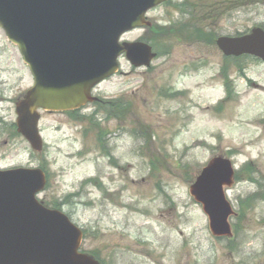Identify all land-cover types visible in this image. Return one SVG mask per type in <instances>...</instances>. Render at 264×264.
Returning <instances> with one entry per match:
<instances>
[{
	"label": "rangeland",
	"instance_id": "374dc122",
	"mask_svg": "<svg viewBox=\"0 0 264 264\" xmlns=\"http://www.w3.org/2000/svg\"><path fill=\"white\" fill-rule=\"evenodd\" d=\"M183 2L214 9L182 14ZM248 4L169 0L151 10L156 32L194 19L202 38L160 36L150 42L159 56L149 69L121 60V72L95 89L104 99L128 94L129 120L94 106L41 112V153L15 129V104L34 80L0 28V167L44 169L48 186L39 200L58 205L83 229L81 250L101 264H264V63L227 58L216 45L218 37L264 28V3ZM152 35L140 29L122 40ZM215 157L236 171L226 189L236 212L230 239L211 234L189 193Z\"/></svg>",
	"mask_w": 264,
	"mask_h": 264
},
{
	"label": "water",
	"instance_id": "95a60500",
	"mask_svg": "<svg viewBox=\"0 0 264 264\" xmlns=\"http://www.w3.org/2000/svg\"><path fill=\"white\" fill-rule=\"evenodd\" d=\"M168 0H0V28L29 67L34 86L16 104L17 131L42 152L40 110L70 112L94 103L92 90L120 69L122 56L135 68L157 57L143 42H121L128 32L151 27L146 14ZM226 57L264 62V30L220 37ZM231 161L212 159L190 187L214 237H232L235 215L225 188L234 184ZM47 177L39 169L0 170V264H100L80 252L83 231L37 196Z\"/></svg>",
	"mask_w": 264,
	"mask_h": 264
},
{
	"label": "flooded vegetation",
	"instance_id": "af4514ba",
	"mask_svg": "<svg viewBox=\"0 0 264 264\" xmlns=\"http://www.w3.org/2000/svg\"><path fill=\"white\" fill-rule=\"evenodd\" d=\"M184 3L185 2L181 3L180 5L183 6ZM211 9L212 8H209L207 10H201L199 15H201V16L205 15V13H208ZM211 11H213V9ZM190 20H192V19H190ZM157 27L159 28V29L157 28L158 32H154V33L151 32V35L153 34L152 37L153 36H157V35L159 37L160 36H165L166 34H170V32L172 31L171 29H169V28H172V27H169V26L168 27H159V26H157ZM196 27H197V25L194 24V19H193L192 21H185V22L180 21V22H177L175 24V28L174 29H175V31H179V30L180 31H186L187 30L186 31V35H188L190 32H191V35H194V32L197 30ZM137 41H144L145 42V40H141V39H139ZM94 95L97 96L95 93H94ZM22 97L23 96H21L19 98V100L22 99ZM97 97H98V101L94 105L86 106L85 108L81 109V111H84V110L88 109L90 106H95L96 107L95 111H97V112L100 111V110L103 111L105 109L107 110L108 108L109 109L111 108L112 112L117 113V114L120 113L121 119H124L126 117L127 120H129V118H130L129 114L132 113L133 102H132V99H130V96L128 94H126V96L124 94H121L120 96H116V97L111 98V99H104L101 96H97ZM110 115H111V113H110ZM0 151H1V148H0ZM0 170H6V168L5 167H0Z\"/></svg>",
	"mask_w": 264,
	"mask_h": 264
},
{
	"label": "trees",
	"instance_id": "16d2710c",
	"mask_svg": "<svg viewBox=\"0 0 264 264\" xmlns=\"http://www.w3.org/2000/svg\"><path fill=\"white\" fill-rule=\"evenodd\" d=\"M191 1V0H190ZM202 2H204V0H201ZM245 2H246V4H248V3H253V4H259V3H264V0H245ZM194 3H196V2H194ZM249 5V4H248ZM177 6H178V4L176 5V8H177ZM212 8V9H214V6H211V5H208V4H205V3H201V4H194V5H191L189 8H182L181 9V11H184V13H187V12H192L193 10H196V9H200V11L201 10H207V9H209V8ZM192 9V11L191 10H188V9ZM180 9V8H179ZM199 14H200V12H199ZM194 16V15H193ZM195 17V16H194ZM196 18V17H195ZM175 26L174 27H172V28H169V29H171L172 31L170 32V34H166V37H168V38H170V37H175V38H177V39H179V41H180V39L181 40H183V41H186V42H188V41H194V39L195 38H198V39H200V38H202L201 37V35H203V32H202V30H201V28L200 27H196L197 28V31H195V33H194V35H196V36H194V35H191V32L188 34V35H186V33L184 34V32L183 31H175ZM197 39V40H198ZM152 43H154L155 45H157L156 44V42H158L157 41V39H155V40H153V41H151ZM214 42H215V39H214ZM245 58V57H244ZM90 183H96V182H94V181H90ZM48 206L49 207H52V208H55V209H60V207L58 206V205H50V204H48ZM89 254H91L93 257H95L96 259H98L97 258V256L94 254V253H89Z\"/></svg>",
	"mask_w": 264,
	"mask_h": 264
}]
</instances>
